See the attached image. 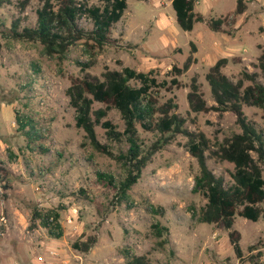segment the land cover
Instances as JSON below:
<instances>
[{
    "label": "rangeland",
    "instance_id": "rangeland-1",
    "mask_svg": "<svg viewBox=\"0 0 264 264\" xmlns=\"http://www.w3.org/2000/svg\"><path fill=\"white\" fill-rule=\"evenodd\" d=\"M8 1L9 4L0 8V24H4L0 25V163L9 172L0 183V264H33V258L38 257L42 260L36 259L35 263L48 264L50 255L43 248L49 239L48 230L39 221L35 228H29L32 209L59 215L62 237L58 243L78 263L81 258L84 262L88 259L89 264H121L123 252L146 255L152 264L176 263L170 234L163 238L167 244L160 248L161 240L154 236L150 226L159 223L167 228L169 223L186 216L190 217L191 225L198 223L192 215H198L206 200L192 192L198 166L186 150L188 138L182 134L160 137L137 126L143 150L153 145L158 148L137 183L121 196L116 186L126 175L120 155L126 152L127 145L107 141L104 130L97 126L98 140L111 147L115 158L92 150L82 130L74 126L75 113L65 96L69 78H100L106 69L121 71L129 67L151 72L157 82L169 81L171 67L181 68L191 56L195 63L177 77L180 88L169 92L154 90V94L159 103L173 100L177 105L175 113L185 119L183 128L187 132L203 134L208 139L207 166L229 182L233 166L219 161L210 151H215L216 145L233 133L240 132L235 117L230 112L193 113L186 95L190 79L195 76L203 98L209 106L214 105L204 76L220 58L228 60L222 71L233 82L240 78L241 72L259 73L255 65L264 52V0H243L245 11L235 24L223 26L217 32L210 30L208 21L232 12L237 0H197L195 11L203 15L204 22L195 24L191 32L179 29L169 1L126 0L122 17L111 26L109 44L91 51L78 42L62 59L47 57L37 42L14 41L4 33L15 18L26 19L22 25H33L42 4L40 0H30L22 12L19 7L22 0ZM77 1L87 7L103 4L102 0ZM81 22L82 26L91 28L89 19ZM89 64L84 68L83 65ZM258 81L264 84L261 76ZM248 84L244 82V86ZM99 107L100 104L94 103V109ZM243 111L264 134V109L244 106ZM15 115L35 123L43 133V140L29 142L19 130ZM106 119L118 131L123 130L124 123L116 110H109ZM97 173L112 177L116 186L99 181ZM3 185L6 190L1 188ZM152 208L163 209V214L153 215ZM262 209L264 212V205ZM68 216L73 219L72 224L65 222ZM262 225L264 215L260 222L235 217L233 229L242 235L240 244L244 250L240 260L221 226H215L212 231L210 225L201 224L196 238L189 242L177 232L179 227L171 229L179 257L189 264L201 261L264 264ZM212 232L219 241L218 254L204 251V239L211 240ZM88 237H96L97 243L87 254L71 248L73 242Z\"/></svg>",
    "mask_w": 264,
    "mask_h": 264
},
{
    "label": "trees",
    "instance_id": "trees-1",
    "mask_svg": "<svg viewBox=\"0 0 264 264\" xmlns=\"http://www.w3.org/2000/svg\"><path fill=\"white\" fill-rule=\"evenodd\" d=\"M41 7L36 11L35 23L31 26L22 25L24 18L12 19L4 31L14 41L37 42L43 48L47 57L62 59L69 48L82 42L91 51L100 50L109 44L111 26L117 23L127 8L126 0H102L100 7H87L77 0H40ZM169 1L174 12L175 22L180 30L191 32L197 23L204 22V17L195 11L197 0H165ZM30 0L19 3L23 12ZM9 4L8 0H0V8ZM245 11L243 0H237L232 12L225 16L210 19L208 27L217 32L223 26L235 24L236 19ZM89 19L91 28L82 26V19ZM4 26L3 23L0 24ZM195 62L189 56L181 68L172 66L169 81L157 82L151 72L143 73L129 67L121 71L104 70L100 78L70 77L69 86L65 90L68 105L73 109L74 126L82 130L84 139L96 153L115 158L111 147L102 144L95 128L99 126L105 132V138L112 143L124 142L127 145L125 153L120 155L124 162L126 175L117 186L112 177L97 173L99 181L116 186L119 194L125 196L128 190L140 179L142 170L146 167L157 145L143 150L138 136L137 126L146 133L164 135L182 134L188 138L186 150L195 159L198 174L194 177L193 193L201 194L205 205L198 215H192L198 223L221 226L228 235L233 253L238 260L243 256L240 248V234L233 229L235 217H241L251 222H257L264 212V134L255 123L244 114V106H253L264 109V84L258 77L264 78V52L258 58L255 67L259 73L241 72L240 78L233 82L222 71L227 65L226 58L218 59L204 76L209 87L210 96L214 105L209 106L203 98L201 85L194 76L190 79L186 100L193 113L230 112L235 117V124L239 133H233L229 138L216 145L212 156L219 161L233 166L230 181L226 182L223 176H217L207 166L205 152L209 150V141L203 134L187 132L183 126L185 119L175 113L177 105L172 99L159 103L154 90L171 91L180 88L178 76L187 72ZM88 68L89 65H83ZM244 82H249L244 86ZM94 103L101 107L94 109ZM116 110L124 123L122 131H118L106 119L109 110ZM19 130L25 138L32 141L43 140V133L31 120L19 119L15 115ZM9 172L3 163H0V183L5 180ZM6 190V186H1ZM6 195H4V198ZM153 215H162L163 209H151ZM52 222H49L50 218ZM59 215L48 212L40 213L32 209L29 228L33 229L36 222L48 230V235L54 239L62 237V230L58 223ZM150 229L154 236L161 240L158 247L167 244L169 231L159 223L151 224ZM97 243L96 237H88L72 243L71 248L87 254ZM124 264H152L146 255H132L123 252Z\"/></svg>",
    "mask_w": 264,
    "mask_h": 264
},
{
    "label": "crops",
    "instance_id": "crops-1",
    "mask_svg": "<svg viewBox=\"0 0 264 264\" xmlns=\"http://www.w3.org/2000/svg\"><path fill=\"white\" fill-rule=\"evenodd\" d=\"M200 1V0H199ZM198 1V2H199ZM198 2L196 1V3L198 4ZM196 6V5H195ZM196 8V7H195ZM197 12V11H196ZM212 48H214L215 49V47H214V44H212ZM206 49H208V50H210L211 52H212V50H214V49H209V48H206ZM195 60V59H194ZM216 62V61H215ZM215 62H213V64L215 63ZM195 63V62H194ZM193 63V64H194ZM192 64V65H193ZM212 64V65H213ZM211 65V66H212ZM210 66V67H211ZM9 107H11V105H8ZM12 108V107H11ZM261 219L262 218H260L257 222H260L261 221ZM202 223H195V225H191V219H190V217H183V219L182 220H180V221H176V222H174L173 224H171V223H169L168 224V226H167V229H168V231H169V234H170V242H171V245L173 246V250L176 252L175 254H176V256H177V262L176 263H171V264H189L188 262H186V261H184V260H182L180 257H179V255H178V251H177V249L175 248V243H174V241H173V236H172V229H171V227H173V231H174V226L176 227V228H180L177 232L178 233H181L182 234V238L184 239V241H186V242H189V241H191L193 238H196V234H197V228H198V226L199 225H201ZM193 226V227H192ZM211 226V230L213 231V228H215V226L214 225H210ZM175 228V230H177ZM233 228H234V226H233ZM264 229V225H262V227L260 228V231L261 230H263ZM235 230V229H234ZM260 231H259V233H260ZM176 232V233H177ZM226 232V231H225ZM238 232V231H237ZM212 233H214V234H212ZM211 233V236H210V238H211V240H208V239H204V251L206 252V251H213L214 253L213 254H215V253H217L218 254V245H219V241L218 240H215V236H216V233L215 232H212ZM239 233V232H238ZM258 233V234H259ZM240 234V233H239ZM257 234V235H258ZM180 235V234H179ZM226 235H227V232H226ZM227 237H228V235H227ZM241 239H242V235L240 234V242H241ZM60 239H54V238H51L50 236H49V239L47 240V241H45L44 243L45 244H43V248H45V249H47L48 250V253H49V255H50V257H49V260H47V263L48 264H89L88 263V259H86V262H84L83 261V259H81L80 258V263H78V261H74V260H72V258L70 257V255L68 254V252L64 249V247H62V245H59V243H58V241H59ZM228 242H229V240H228ZM240 242H239V244H240ZM43 243V242H42ZM230 244V243H229ZM249 244H252V242H249ZM231 246V245H230ZM240 248H241V250H242V253L244 252V250L242 249V247H241V244H240ZM51 253H54L55 254V256L53 255H51ZM86 256V255H85ZM38 260V258H33V264H37V263H35V260ZM41 260H42V258H41ZM41 260H38V261H41ZM31 264V263H30ZM121 264H124V262H122ZM199 264H204L203 263V261H201Z\"/></svg>",
    "mask_w": 264,
    "mask_h": 264
},
{
    "label": "built area",
    "instance_id": "built-area-1",
    "mask_svg": "<svg viewBox=\"0 0 264 264\" xmlns=\"http://www.w3.org/2000/svg\"><path fill=\"white\" fill-rule=\"evenodd\" d=\"M73 214H76V211L75 210H73V212H72ZM52 217L49 219V222H52ZM65 222L67 223V224H72L73 223V219L70 217V216H68L67 218H66V220H65ZM51 254H54V253H51ZM38 260H41V257H38Z\"/></svg>",
    "mask_w": 264,
    "mask_h": 264
},
{
    "label": "water",
    "instance_id": "water-1",
    "mask_svg": "<svg viewBox=\"0 0 264 264\" xmlns=\"http://www.w3.org/2000/svg\"><path fill=\"white\" fill-rule=\"evenodd\" d=\"M0 199H1V201H2V196H0ZM3 214H4V211H3Z\"/></svg>",
    "mask_w": 264,
    "mask_h": 264
}]
</instances>
